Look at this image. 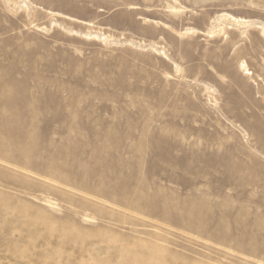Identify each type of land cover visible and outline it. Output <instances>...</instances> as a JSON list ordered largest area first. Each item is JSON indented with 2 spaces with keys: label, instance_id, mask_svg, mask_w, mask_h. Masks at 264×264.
<instances>
[{
  "label": "rangeland",
  "instance_id": "1",
  "mask_svg": "<svg viewBox=\"0 0 264 264\" xmlns=\"http://www.w3.org/2000/svg\"><path fill=\"white\" fill-rule=\"evenodd\" d=\"M0 264H264V0H0Z\"/></svg>",
  "mask_w": 264,
  "mask_h": 264
}]
</instances>
